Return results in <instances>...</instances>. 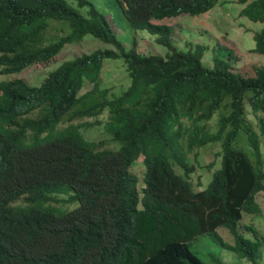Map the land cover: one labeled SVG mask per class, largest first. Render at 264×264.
Returning <instances> with one entry per match:
<instances>
[{
	"label": "trees",
	"instance_id": "obj_1",
	"mask_svg": "<svg viewBox=\"0 0 264 264\" xmlns=\"http://www.w3.org/2000/svg\"><path fill=\"white\" fill-rule=\"evenodd\" d=\"M225 1L264 23V0H0V75L88 35L107 45L39 84L0 81V264H224L202 236L262 264L264 233L244 219L262 213L264 63L244 74L218 45L208 66L207 46L179 49L166 22ZM120 26L167 51H140L136 37L128 47ZM254 40L264 56V26ZM112 69L124 70L119 92L102 85ZM212 143L221 165L200 188L217 164L200 161Z\"/></svg>",
	"mask_w": 264,
	"mask_h": 264
},
{
	"label": "rangeland",
	"instance_id": "obj_2",
	"mask_svg": "<svg viewBox=\"0 0 264 264\" xmlns=\"http://www.w3.org/2000/svg\"><path fill=\"white\" fill-rule=\"evenodd\" d=\"M97 1L100 2V0ZM243 7L244 5L234 1H225L217 4L210 11L202 15L192 16L182 14L166 22L175 26L173 39L176 47L179 49H188L194 47L196 44L206 45L207 50L204 56V63L211 66L213 65L214 48L215 51H219L218 45L226 46L232 49L237 56L238 60L235 61L236 69L244 74H253L254 68L264 63V56L253 51L255 48L254 33L262 29L264 23L255 22L245 16H241L240 12ZM117 36L128 45V47L132 46L135 40L134 38L136 37L140 51L149 50L161 54L167 51L166 47L155 42L156 36L150 34L146 30H139L135 33V31L131 29H125L123 26H120L117 28ZM100 46L107 45L93 39L91 35H88L81 43L66 45L51 63L34 65L22 71L17 77L24 78L31 84H39L52 69L59 66L61 63L81 55L82 53H90ZM107 62L113 66H118L115 64V62H117L116 60H108ZM123 73V69H112L110 75L104 74L102 76V85L105 87L117 86L118 88L116 91H121L122 79L120 77H123ZM3 76H0V80L3 78L8 79V75ZM214 124L215 123L212 122V125ZM218 146L217 143H212L202 147L200 150V161L203 167H206V165L211 162L217 163L214 170L209 172L210 177L207 178L204 186L200 188H204L207 185V181L211 178V174L221 165L220 157L216 155ZM142 168L143 172L141 175ZM200 169L196 172L195 178L201 173ZM203 170L205 171L207 169L203 168ZM144 171V164H139L134 169V172L139 174L140 184H143ZM257 200L261 206V215H247L244 222L253 224L264 233V192L259 193ZM219 231L224 235L227 241L232 242L233 238L229 231H226L225 228H220ZM199 239L208 242L211 251H214L218 257L222 258L224 264H251L244 262L242 258L231 250L220 249L212 245L207 236H202ZM205 244L207 243L203 242V245ZM199 245H201V241ZM262 264H264V253Z\"/></svg>",
	"mask_w": 264,
	"mask_h": 264
},
{
	"label": "clouds",
	"instance_id": "obj_3",
	"mask_svg": "<svg viewBox=\"0 0 264 264\" xmlns=\"http://www.w3.org/2000/svg\"><path fill=\"white\" fill-rule=\"evenodd\" d=\"M19 74H20V73H19ZM19 74H17V75H8V78H12L11 76L17 77ZM0 76H3V75H0ZM3 77H4V76H3ZM17 78H18V77H17ZM19 78H21V77H19ZM3 79H4V78H3ZM3 79H2V80H3ZM0 81H1V80H0ZM136 166H138V165H136ZM136 166H134V168H133V172H134V169H135ZM142 172H143V168H142V171H141V175H142ZM134 173H135V172H134ZM136 174L139 175L137 172H136ZM139 178H140V177H139Z\"/></svg>",
	"mask_w": 264,
	"mask_h": 264
}]
</instances>
